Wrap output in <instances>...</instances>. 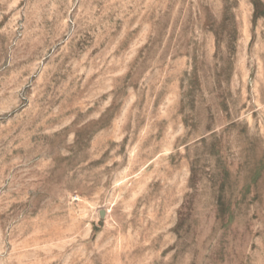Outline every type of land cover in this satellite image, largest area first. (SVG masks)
I'll return each mask as SVG.
<instances>
[{
  "label": "rangeland",
  "instance_id": "rangeland-1",
  "mask_svg": "<svg viewBox=\"0 0 264 264\" xmlns=\"http://www.w3.org/2000/svg\"><path fill=\"white\" fill-rule=\"evenodd\" d=\"M0 264H264V0H0Z\"/></svg>",
  "mask_w": 264,
  "mask_h": 264
}]
</instances>
